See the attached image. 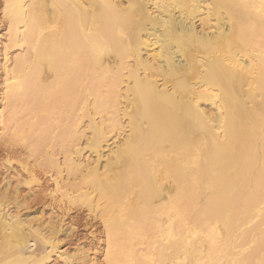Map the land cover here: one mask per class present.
Segmentation results:
<instances>
[{
    "label": "bare ground",
    "instance_id": "bare-ground-1",
    "mask_svg": "<svg viewBox=\"0 0 264 264\" xmlns=\"http://www.w3.org/2000/svg\"><path fill=\"white\" fill-rule=\"evenodd\" d=\"M0 58V202L55 214L0 264H264V0H0Z\"/></svg>",
    "mask_w": 264,
    "mask_h": 264
},
{
    "label": "rangeland",
    "instance_id": "rangeland-1",
    "mask_svg": "<svg viewBox=\"0 0 264 264\" xmlns=\"http://www.w3.org/2000/svg\"><path fill=\"white\" fill-rule=\"evenodd\" d=\"M0 61H1V58H0ZM0 170H1L0 172V181H1L3 178L2 175L4 171L2 170L1 167H0ZM16 182L17 180H14L13 183L11 184L10 189L8 191L9 193L14 194V190L16 187L15 185H17ZM0 183H2L0 185L1 186L0 189L1 191H3L4 189L2 188L4 186V183L2 181ZM25 187H22L20 189L19 194H21L22 196L26 195L25 197L27 199V206H30V208L29 209L18 208L15 206L14 203H11V202L8 203L3 200L2 202H0V209L2 210V213L5 214L6 212H8V214H11L12 217L14 216L16 217L20 216L21 218L23 217L22 219L25 221H28L29 219H31L33 224L35 223L33 225L35 227H37L38 224L42 222L52 221L53 217L55 216L54 212L52 211V208H50L48 206V203H46L45 201L42 204L33 203L32 202L33 197L29 193L30 191L29 187H27L28 189ZM76 217H79L82 219L84 218V214L79 213L78 215L77 212L72 213L70 214L69 219L68 217H65L64 221L67 224L69 222H72L71 221L72 219L75 220ZM82 228L84 227L83 226L81 228L79 227L78 231H73L74 233L71 232L72 234L68 233V234L59 235L58 237L59 242H58L56 252L53 253L50 259L44 262L43 264H77L79 262L78 261V258L80 256L79 252L82 248L83 249L85 248L84 249L85 252L90 256L89 258H91V261H89L88 264H102L104 257L102 254L103 251L101 250L103 249L104 245H102L100 241L104 239L103 235L100 234L99 232H93V234L89 235V232L91 231L88 230L89 231L88 232ZM24 245L26 246L24 251L27 257L29 256L30 257H34V256L40 257L42 256L45 250L43 247V244L40 243L39 240H36L34 236L33 237L31 236L29 239V243H26ZM67 258H72V263L71 262L67 263L65 261V259Z\"/></svg>",
    "mask_w": 264,
    "mask_h": 264
}]
</instances>
